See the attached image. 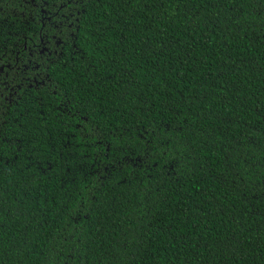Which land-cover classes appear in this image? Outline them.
Wrapping results in <instances>:
<instances>
[{"label": "trees", "instance_id": "obj_1", "mask_svg": "<svg viewBox=\"0 0 264 264\" xmlns=\"http://www.w3.org/2000/svg\"><path fill=\"white\" fill-rule=\"evenodd\" d=\"M0 264H264V0H0Z\"/></svg>", "mask_w": 264, "mask_h": 264}]
</instances>
